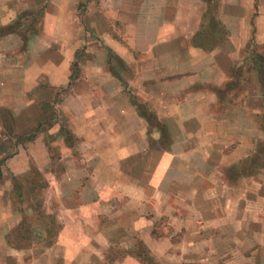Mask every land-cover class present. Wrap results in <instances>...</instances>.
Returning <instances> with one entry per match:
<instances>
[{
	"label": "crops",
	"instance_id": "obj_1",
	"mask_svg": "<svg viewBox=\"0 0 264 264\" xmlns=\"http://www.w3.org/2000/svg\"><path fill=\"white\" fill-rule=\"evenodd\" d=\"M28 1L0 0V250L24 218L10 207L15 178L32 166L60 204L57 240L33 248L56 251L53 264H72L76 247L116 244L108 215L147 220L134 233L151 238L157 219L182 212L179 247L196 254L206 227L216 236L213 227L228 231L238 216L247 227L231 170L264 138V0H100L82 21L83 0ZM28 9L41 17L16 20ZM46 105L61 114L47 130L44 111L30 112ZM220 193L222 213L214 204L208 212L205 201Z\"/></svg>",
	"mask_w": 264,
	"mask_h": 264
},
{
	"label": "rangeland",
	"instance_id": "obj_2",
	"mask_svg": "<svg viewBox=\"0 0 264 264\" xmlns=\"http://www.w3.org/2000/svg\"><path fill=\"white\" fill-rule=\"evenodd\" d=\"M45 2V0L28 1L29 6H38L39 4L40 7ZM90 3L96 4V7L100 6V0L81 1L78 4V17L81 21L83 17L88 15ZM40 17L41 9H28L22 12L16 20L21 22L27 20L34 24ZM81 59H78L79 66L77 65L78 67L74 68V79L81 75ZM65 91L64 88L57 92L60 96ZM58 110V108H50L46 105L43 109L42 107L38 109L34 107L32 110L30 109V112L33 118L38 117L40 114V116H44L45 113L48 119L43 121L41 127L47 130L52 123L49 121L51 116L53 121H60L61 114ZM29 121L32 122L33 120ZM25 123L20 122V125L22 126ZM39 123L36 122L27 130L30 131L28 135ZM258 140L259 143L256 147L259 148L258 152L248 159L236 161L233 170H231V175L235 180L234 207L237 212L238 205H241L246 213L250 214L249 220H245L248 223L247 227L241 229L244 221L239 216L234 218L233 227L231 225L228 231L220 227L218 229L213 227L216 236L212 232L210 233V227H206L199 238V254H196L194 250H185V254H190V258L187 260L179 258L180 253L184 254L182 247H179L181 240L185 237V229H180L183 226V221L179 219V215H183L182 212L176 216L177 218L164 217L157 219L151 238L149 236L144 238L134 233L138 227L139 229L140 227L141 229L148 227L150 222H147V220L129 217L119 218L117 215L111 218L108 215L107 219H102V223L106 227L105 229L110 228L114 229L115 232L117 231V243H111L110 246H107L103 251L104 254L99 245L94 247L90 244V247L83 248V250L76 247L75 251L69 256L70 262L72 264H112L114 261L117 262L113 264H264V171H248L246 169L248 164L264 165V138H258ZM32 168L34 169V166ZM33 169L25 177L21 178V176V179H19L21 183L19 193H21V196L18 195V192V194L16 193L15 188L12 189L10 207L14 211L22 212L24 218L8 233L10 247L6 250H0V264H22V261L28 264L34 256L38 257L40 264H53L55 261L54 254L58 255L53 250L43 249L41 252H37L33 249L36 246L42 248L54 243L63 226L57 217L60 204L57 200L52 199L54 194L52 188L49 186L42 189L36 187L39 180L32 172ZM257 173H260L259 185L251 183L254 178H258ZM44 178L49 182L46 177ZM2 189H7V186H2ZM223 199L224 197L220 193L214 200L205 201L204 206L209 212L214 204V206L220 208L218 212L222 213L221 208L226 205ZM3 202L0 201V212H3ZM235 229L236 233L232 236ZM228 232L230 233L228 234ZM187 237L189 241L193 242L194 246L195 236L188 235ZM98 240L99 244L108 242L107 238L103 239V236L99 237ZM61 253L64 254V251ZM129 255L136 256L137 262L136 260H126L125 257ZM20 257L21 261H18ZM43 257H45V261L42 260ZM118 259H124L125 261L119 263ZM59 261L61 263L60 259Z\"/></svg>",
	"mask_w": 264,
	"mask_h": 264
},
{
	"label": "trees",
	"instance_id": "obj_3",
	"mask_svg": "<svg viewBox=\"0 0 264 264\" xmlns=\"http://www.w3.org/2000/svg\"><path fill=\"white\" fill-rule=\"evenodd\" d=\"M260 74L262 76V82L264 83V65L261 66V70H260ZM262 128H264V120L262 122ZM63 128V131H64V134L66 135V138L68 139V141L74 143L75 140L72 138V134H70V132L65 128V127H62ZM34 134H29L27 135L26 137H23V139H29L30 137H32ZM3 161V160H2ZM264 166V165H262ZM32 172L34 173L35 177L38 178L39 180V184L36 185V187H39V189H42V188H45L47 186V181L46 179L42 176V174L37 170V169H33ZM2 175V172L0 170V176ZM15 190H16V193L18 192L19 193V188L21 186V183H20V180H19V177H16L15 178ZM38 189V190H39ZM17 193V194H18ZM19 196H21V193L18 194Z\"/></svg>",
	"mask_w": 264,
	"mask_h": 264
}]
</instances>
